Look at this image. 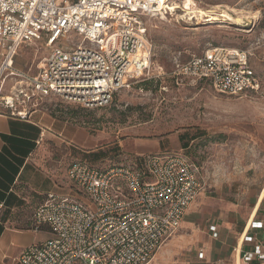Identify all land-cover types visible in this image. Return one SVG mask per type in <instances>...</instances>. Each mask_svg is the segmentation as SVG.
<instances>
[{"label": "built area", "instance_id": "built-area-1", "mask_svg": "<svg viewBox=\"0 0 264 264\" xmlns=\"http://www.w3.org/2000/svg\"><path fill=\"white\" fill-rule=\"evenodd\" d=\"M178 2L0 0V77L13 73L12 57L20 45L42 41L48 49L28 86L14 87L0 97V105L22 118L32 98L58 96L85 107H104L130 80L164 75L177 84L183 79L206 81L229 96L259 92L249 51L239 48L207 47L175 62L168 73H152L154 48L143 17L172 14ZM72 32L78 43L65 44ZM136 157L131 164L104 169L73 160L66 169L73 195L46 194L32 214V230L46 229L49 236L23 248L17 263L148 264L180 228L202 185L197 168L183 153ZM210 231L217 236L215 226ZM240 238L241 260L264 264V218L249 217Z\"/></svg>", "mask_w": 264, "mask_h": 264}, {"label": "rangeland", "instance_id": "rangeland-1", "mask_svg": "<svg viewBox=\"0 0 264 264\" xmlns=\"http://www.w3.org/2000/svg\"><path fill=\"white\" fill-rule=\"evenodd\" d=\"M183 1L172 14L143 17L154 48L152 73H168L175 62L207 47L239 48L249 51L259 92L229 96L206 81L183 79L177 84L164 75L130 80L104 107L83 108L58 96L32 98L27 115L36 109L50 123L35 159L58 183H68L66 169L75 159L101 168L131 164L141 155L135 140L162 139L161 151L184 153L197 168L206 218L230 201L247 215L264 186V0H191L195 15L186 14ZM78 40L72 32L65 44ZM47 51L42 41L20 45L12 57L13 73L0 77V94L28 86ZM197 231L181 224L149 264H196L202 247L194 236Z\"/></svg>", "mask_w": 264, "mask_h": 264}, {"label": "crops", "instance_id": "crops-1", "mask_svg": "<svg viewBox=\"0 0 264 264\" xmlns=\"http://www.w3.org/2000/svg\"><path fill=\"white\" fill-rule=\"evenodd\" d=\"M2 60L3 51L0 49V67ZM37 111L30 110L22 118L0 105V264H18L17 258L23 248L48 238L46 229L34 232L31 227L32 214L47 193H74L66 173L68 183H58L35 159L44 133L50 129L45 113L36 115ZM164 144L162 139H137L136 154L160 152ZM202 193L201 187L181 222L187 229L198 230L194 236L202 247L197 252L199 261L196 264H245L239 256L240 233L249 217L264 218V196L259 200V193L256 195L247 215L238 204L230 201L223 203L215 215L206 218ZM212 225L216 237L210 231ZM199 251H202L201 258L198 257Z\"/></svg>", "mask_w": 264, "mask_h": 264}, {"label": "bare ground", "instance_id": "bare-ground-1", "mask_svg": "<svg viewBox=\"0 0 264 264\" xmlns=\"http://www.w3.org/2000/svg\"><path fill=\"white\" fill-rule=\"evenodd\" d=\"M191 3V0H184L183 1V10L187 11L186 14H196L195 12L191 11V8L189 7V4ZM174 8H178V7H174ZM180 8V7H179ZM185 13V12H184ZM200 13V12H199ZM236 21H238L239 23V19H236ZM264 196V188L263 190H261V192L259 193L258 197L259 200L262 199V197Z\"/></svg>", "mask_w": 264, "mask_h": 264}, {"label": "trees", "instance_id": "trees-1", "mask_svg": "<svg viewBox=\"0 0 264 264\" xmlns=\"http://www.w3.org/2000/svg\"><path fill=\"white\" fill-rule=\"evenodd\" d=\"M169 78V77H168ZM152 79H159V78H150V79H146V80H143V81H149V80H152ZM170 80H172V81H174V79H172V78H169ZM113 101V100H112ZM80 106H82L83 108H88V107H85V106H83V105H81V104H79ZM178 139L179 140H183V136H178ZM184 154V153H183ZM137 158V157H136ZM138 163V166H139V161H137ZM88 163H90L92 166H94V167H98V166H96L94 163H92V162H88ZM112 165H119V164H112ZM112 165H108V166H106V167H103V169L104 168H107V167H110V166H112ZM101 168V167H100ZM31 227H33V223L31 222Z\"/></svg>", "mask_w": 264, "mask_h": 264}]
</instances>
